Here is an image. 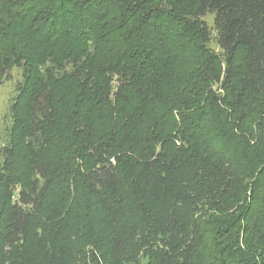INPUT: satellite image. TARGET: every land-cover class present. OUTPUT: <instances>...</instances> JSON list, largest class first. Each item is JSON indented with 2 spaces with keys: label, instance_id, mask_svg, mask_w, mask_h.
<instances>
[{
  "label": "trees",
  "instance_id": "16d2710c",
  "mask_svg": "<svg viewBox=\"0 0 264 264\" xmlns=\"http://www.w3.org/2000/svg\"><path fill=\"white\" fill-rule=\"evenodd\" d=\"M14 69L1 264L47 231L93 264H264V0H0Z\"/></svg>",
  "mask_w": 264,
  "mask_h": 264
},
{
  "label": "rangeland",
  "instance_id": "374dc122",
  "mask_svg": "<svg viewBox=\"0 0 264 264\" xmlns=\"http://www.w3.org/2000/svg\"><path fill=\"white\" fill-rule=\"evenodd\" d=\"M206 21L211 25L212 17L210 15L207 16ZM212 47L215 48V45L212 44ZM19 81H21V73L19 70L14 69L11 73V78L0 86V145L3 143L5 127L8 124V108L15 94V87ZM60 90L61 89L57 92H60ZM62 138H66L64 134ZM55 146L58 145L52 144L49 149L43 152L42 156L44 159L47 160L51 158L50 156H52ZM18 153L19 155L25 156L24 150L18 151ZM18 160L21 162L20 157ZM56 191L58 192V190ZM56 202L57 197L51 195L50 203ZM56 208L59 209L60 212L55 215V220L59 217L63 218L65 215L64 210H61L59 206H56ZM43 210L46 214L50 213L46 206ZM71 220L70 218V221ZM47 235L48 231L45 232V237H43V234L42 236H38L37 240L40 241V243L32 237L29 238V243L22 249H19L20 251L18 254L20 261H14L12 264H93V260L89 256L91 252L89 247L90 241L84 232L82 236L68 234L66 237L60 235L57 239L51 238L50 236L49 240L47 239ZM41 246L44 250L40 249ZM12 255L15 256V254H11L10 257H13ZM84 259L86 262H84Z\"/></svg>",
  "mask_w": 264,
  "mask_h": 264
}]
</instances>
